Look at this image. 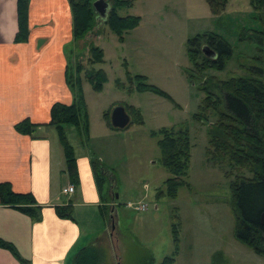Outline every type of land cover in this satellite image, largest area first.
Instances as JSON below:
<instances>
[{"label": "rangeland", "instance_id": "rangeland-1", "mask_svg": "<svg viewBox=\"0 0 264 264\" xmlns=\"http://www.w3.org/2000/svg\"><path fill=\"white\" fill-rule=\"evenodd\" d=\"M120 14L140 16V24L120 36L99 14L93 33L66 45L73 66L78 57L85 60L89 41L105 51L104 61L95 65L107 74L102 90H95L88 80L82 84L91 127L88 141L84 144L75 127L67 128L77 152L84 145L117 175L114 185L108 180L104 193L109 200V190L115 188L118 220L116 228L96 242L104 255L102 264H159L175 250L173 224L179 222L175 264H264V254L236 236L234 178L208 158V130L217 115L209 110L212 114L202 120L195 116L208 79L212 84L246 76L258 63L264 46L255 36L264 31V12L250 0H227L219 10L208 0H135ZM206 33L229 43L231 53L224 55L223 67L199 69L190 58L188 40ZM138 75L167 95L138 90ZM117 106L126 109L131 123L115 130L114 136H104L105 113ZM172 126L189 128L192 141L190 185L181 186L175 198L158 196L171 174L161 164L157 138L150 135L151 130ZM130 202L146 203L148 209L130 208ZM90 222L98 230L99 221L92 217Z\"/></svg>", "mask_w": 264, "mask_h": 264}, {"label": "trees", "instance_id": "trees-1", "mask_svg": "<svg viewBox=\"0 0 264 264\" xmlns=\"http://www.w3.org/2000/svg\"><path fill=\"white\" fill-rule=\"evenodd\" d=\"M96 1L69 0L73 15V45L94 32L99 18L94 6ZM106 1L110 7L103 22L111 31L123 36L140 24V16L120 14V9L133 6L135 0ZM250 1L255 9L264 12V0ZM30 2L31 0H17L19 28L15 41L18 43L27 42L30 38ZM208 2L214 10H219L226 5L227 0H208ZM96 34L100 36L101 32ZM255 39L264 46V31L259 32ZM202 42L209 43L218 52L217 58H211L203 52ZM85 49V60H81V56L78 57L75 66L68 59L66 80L74 93L73 102L54 103L51 108V119L46 124L57 130L65 153L66 172L74 184L79 181L77 156L74 146L69 141L67 128L75 127L83 142L88 141L90 125L82 84L84 80H88L95 90H102L107 81L106 72L95 68L96 64L104 61V49L92 41L86 44ZM261 50L262 55L258 63L250 67V72L246 76L231 77L212 84H209L210 79H208L203 87L206 94L201 110L195 116L202 120L208 114H212L209 110L217 115L216 121L211 122L208 130V158L215 164L225 167L226 175L234 178L231 181V188L237 215L235 229L237 238L256 252L264 254V226L261 224V215L264 212V48L262 47ZM188 53L199 69L216 65L223 67V57L231 53V47L221 37L206 33L188 40ZM136 80L137 89L140 91L150 90L167 95L155 85L145 82L146 77L143 75L136 76ZM136 114L139 115L138 112ZM105 118L112 129L119 130L111 122V112L105 113ZM138 119V122H142L140 118ZM43 125L25 118L15 125V129L36 138L39 137L38 129ZM150 135L157 138L161 151V164L171 174L164 181V188L159 190L158 196L175 198L181 186L190 185L187 180L192 156L190 130L184 126L162 127L151 130ZM92 163L100 193L105 199L104 193L109 180L106 171L111 170L112 173H116L94 155H92ZM0 203L17 208L29 215L34 222L42 219L43 206L38 203L35 196L30 192L14 191L9 182H0ZM55 209L61 218H73L71 204L57 205ZM104 213L109 215L108 205H104ZM179 227L180 222L173 224L174 252L165 256L159 264H175L179 249ZM0 247L11 251L23 264H31L12 242L0 238ZM103 260L104 255L96 244L81 248L74 256V264H102Z\"/></svg>", "mask_w": 264, "mask_h": 264}, {"label": "crops", "instance_id": "crops-1", "mask_svg": "<svg viewBox=\"0 0 264 264\" xmlns=\"http://www.w3.org/2000/svg\"><path fill=\"white\" fill-rule=\"evenodd\" d=\"M29 25V40L16 42L17 0H0V182H9L16 192L32 193L43 206V216L34 222L17 208L0 203V238L12 242L31 264H74L81 248L96 244L116 228L118 196L112 186L111 198L102 197L92 153L84 145L82 152L75 149L79 181L74 184L66 172L57 130L46 125L54 103L74 100L66 80V45L74 41L69 0H31ZM25 118L44 124L37 131L39 137L15 129ZM106 120L102 134L114 136L116 131ZM99 159L104 163L102 156ZM106 175L114 185L117 175L111 170ZM70 185L75 192L65 194ZM68 204L73 218H61L55 206ZM92 217L100 223L98 230L91 227ZM0 264L23 263L0 247Z\"/></svg>", "mask_w": 264, "mask_h": 264}, {"label": "water", "instance_id": "water-1", "mask_svg": "<svg viewBox=\"0 0 264 264\" xmlns=\"http://www.w3.org/2000/svg\"><path fill=\"white\" fill-rule=\"evenodd\" d=\"M94 6L100 16L105 19L109 11V3L106 0H97L94 3ZM202 50L211 58H217L218 56V52L211 48L208 44L203 45ZM130 121V115L123 106H117L113 109L111 113V122L113 126L119 129H124L129 125ZM261 224L264 226V212L261 215Z\"/></svg>", "mask_w": 264, "mask_h": 264}, {"label": "built area", "instance_id": "built-area-1", "mask_svg": "<svg viewBox=\"0 0 264 264\" xmlns=\"http://www.w3.org/2000/svg\"><path fill=\"white\" fill-rule=\"evenodd\" d=\"M63 192L65 194H72L75 192V186L74 185H70L69 187L64 188ZM128 207L130 208H134L136 210H140V211H146L148 209V205L146 203H128Z\"/></svg>", "mask_w": 264, "mask_h": 264}, {"label": "flooded vegetation", "instance_id": "flooded-vegetation-1", "mask_svg": "<svg viewBox=\"0 0 264 264\" xmlns=\"http://www.w3.org/2000/svg\"><path fill=\"white\" fill-rule=\"evenodd\" d=\"M208 45H209V43H208Z\"/></svg>", "mask_w": 264, "mask_h": 264}]
</instances>
